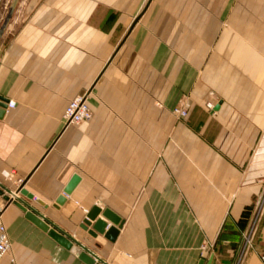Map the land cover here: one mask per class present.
Instances as JSON below:
<instances>
[{
  "label": "crops",
  "instance_id": "obj_1",
  "mask_svg": "<svg viewBox=\"0 0 264 264\" xmlns=\"http://www.w3.org/2000/svg\"><path fill=\"white\" fill-rule=\"evenodd\" d=\"M0 96V190L99 263L234 264L255 222L239 264H264V0H19ZM93 207L114 241L81 228ZM0 218V264H85L2 196Z\"/></svg>",
  "mask_w": 264,
  "mask_h": 264
},
{
  "label": "water",
  "instance_id": "obj_2",
  "mask_svg": "<svg viewBox=\"0 0 264 264\" xmlns=\"http://www.w3.org/2000/svg\"><path fill=\"white\" fill-rule=\"evenodd\" d=\"M18 3H19V0L10 1L7 11L0 24V41L4 33L6 32L8 25L10 24L13 18V15L18 6ZM7 104H8V100L0 96V117L3 116L7 108ZM76 182H77V177H73L72 181L70 182L68 187L65 189L66 194H68L71 191L72 187L75 185ZM18 193L21 196L25 197L27 200L32 199V195L27 193L22 187L18 190ZM0 196H2L3 199L8 204H13L16 207H18L24 213V216L28 221L33 223L36 227H38L43 232L47 233V235L51 237L59 246L70 251L72 254L78 257V259H80L83 263L101 264L98 261H96L93 257L88 255L86 251L82 250L67 235L63 234L61 231H58L55 227H52L49 223H47L41 217L37 216L33 211L29 210V208L25 207L24 205L19 203L17 200L4 195L2 190H0ZM60 201L61 200H59V202ZM99 214H101L102 218H104L111 224L110 227H108V225L104 223L103 221H101L100 219H97ZM120 226H121V219L117 215H115L112 211H110L109 209L101 210L100 208L93 207L85 216V219L82 222L81 228L84 231H87L91 237H95L96 234H100V235H103L105 239L109 241H114L118 235L117 227H120ZM107 227L108 229L106 230ZM208 254H209V247L207 246L204 248L202 255H201V260L197 264H204ZM212 259H213V255H210L208 258L207 264H211Z\"/></svg>",
  "mask_w": 264,
  "mask_h": 264
},
{
  "label": "built area",
  "instance_id": "obj_3",
  "mask_svg": "<svg viewBox=\"0 0 264 264\" xmlns=\"http://www.w3.org/2000/svg\"><path fill=\"white\" fill-rule=\"evenodd\" d=\"M13 107L14 104L12 102H9L7 104V108H13ZM206 109L210 113L214 114L213 104L207 103ZM173 113L181 118H185L187 116V110L180 107L174 109ZM90 118H91V111L87 105L85 98L78 97L69 102L63 115V122H64V126L67 127L69 125H79L83 122H87L90 120ZM254 224L255 222L253 223V226L250 228L249 232H247V234L243 238L242 247L239 250V256L234 264L240 263L239 261H241V257L244 250L251 246L252 235H253L252 231L254 229ZM9 249H10V241L8 238L6 227L0 218V261L9 251ZM262 260L264 261V257H262Z\"/></svg>",
  "mask_w": 264,
  "mask_h": 264
},
{
  "label": "rangeland",
  "instance_id": "obj_4",
  "mask_svg": "<svg viewBox=\"0 0 264 264\" xmlns=\"http://www.w3.org/2000/svg\"><path fill=\"white\" fill-rule=\"evenodd\" d=\"M261 202H264V195L261 197ZM256 226V225H255ZM240 262V261H239Z\"/></svg>",
  "mask_w": 264,
  "mask_h": 264
}]
</instances>
